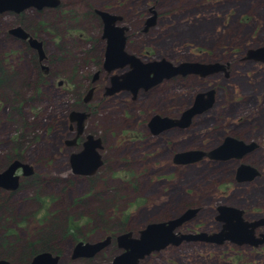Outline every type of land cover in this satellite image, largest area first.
Here are the masks:
<instances>
[{"label":"rangeland","instance_id":"374dc122","mask_svg":"<svg viewBox=\"0 0 264 264\" xmlns=\"http://www.w3.org/2000/svg\"><path fill=\"white\" fill-rule=\"evenodd\" d=\"M57 1L55 7L0 13V64L17 69L8 87H0V169L18 156L37 174L24 179L14 195L0 196V258L27 264V244L38 251L37 239L52 234L49 244L60 252L58 264H110L119 252L113 235L136 236L148 222L171 218L183 207L200 206L196 217L175 229L184 233L216 230L214 207L220 203L245 213L264 209V63L241 60L245 49L264 47V0ZM150 6L155 21L142 31ZM96 10L121 18L124 50L142 61H217L227 67L204 77H172L139 89L134 100L128 91L104 96L109 75L127 65L102 70L106 44ZM17 26L41 43L37 65L48 71L39 79L30 68L36 54L8 34ZM209 88L214 89L212 106L187 127L156 136L148 132L151 115L176 117L197 92ZM71 111L85 116L84 138L100 139L102 166L90 177L72 173L68 163L69 153L81 148L64 144L75 132ZM226 135L253 139L259 149L223 162L203 158L177 165L170 160L174 152L207 150ZM240 163L251 164L258 175L235 181ZM107 235L112 240L92 259H70L75 239L94 242ZM195 242L151 253L145 264H264L245 248L240 250L247 257L238 248Z\"/></svg>","mask_w":264,"mask_h":264},{"label":"water","instance_id":"95a60500","mask_svg":"<svg viewBox=\"0 0 264 264\" xmlns=\"http://www.w3.org/2000/svg\"><path fill=\"white\" fill-rule=\"evenodd\" d=\"M57 0H0V13L12 11L18 13L27 8L40 9L44 6H55ZM152 14L144 21L142 31L153 25L155 12L152 7L148 8ZM102 23V37L106 39L104 60L102 67L106 72L114 69H127L119 74L109 76V86L105 87L104 94H112L118 90L130 91L135 95L138 89H148L150 86L173 76L207 75L224 72L227 64L220 62H198L182 61L173 64L164 58L149 59L142 61L132 54L123 50L125 27L116 25L119 16L107 11H95ZM10 33L18 38L26 39L29 46L34 48L39 58L42 57L41 43L35 38L27 35L19 26L9 30ZM241 60H251L264 63V47H249ZM96 74V72H95ZM226 75V73H225ZM90 89L87 92L89 94ZM88 96L84 97L86 101ZM214 101V89L209 88L202 92H197L189 106L183 109L178 116L168 117L153 114L148 120V126L152 134L160 131L178 127L185 128L190 124L191 118L207 111ZM84 115L81 112L71 111L68 115L70 121H77V132H80L81 122ZM72 141L67 142L70 144ZM253 141H243L239 138L226 135L221 141L207 150L191 148L173 153L171 161L174 164H189L203 159V157L221 161L227 159H240L244 154L253 150ZM99 147V139L93 138L90 134L86 135L81 143V148L77 152H71L68 156V163L72 173L79 175H90L95 172L101 164L100 155L96 149ZM20 169V175L28 176L32 173V167L17 159L11 160L9 164L0 171V186L8 190H14L18 186V175L15 171ZM258 174L257 170L244 163L237 165L234 172L236 181H248ZM215 220L221 222V226L216 232L198 231L195 233H179L175 231L179 225L191 218L196 209L187 208L181 213L162 221L148 222L138 230L137 235H132L126 231L117 234L114 238L116 245L121 249L119 254L112 257L110 264H140L139 260L150 252L158 251L167 245H178L181 241H203L208 243L221 244L229 240L236 244L246 241V224L241 218V209L231 205H218ZM110 236H105L101 240L94 242H76L71 248V258L91 257L110 242ZM259 242H261L259 240ZM58 257L50 252L42 251L36 253L30 260V264H56ZM0 264H9L5 259H0Z\"/></svg>","mask_w":264,"mask_h":264},{"label":"flooded vegetation","instance_id":"af4514ba","mask_svg":"<svg viewBox=\"0 0 264 264\" xmlns=\"http://www.w3.org/2000/svg\"><path fill=\"white\" fill-rule=\"evenodd\" d=\"M58 4V3H57ZM56 4V5H57ZM55 5V6H56ZM55 6H44V7H55ZM44 7H41L40 9H42V8H44ZM32 8V7H31ZM28 9V8H27ZM35 9V8H34ZM40 9H37V10H40ZM24 11V10H23ZM23 11H20V12H18V13H15V12H12V11H5L6 13L7 12H12L13 14H19V13H21V12H23ZM94 14H96L97 15V13L96 12H94ZM98 16V15H97ZM118 16V15H117ZM99 17V16H98ZM100 19V18H99ZM120 19L121 18H119V20H117L116 22H115V24L116 25H118L119 24V21H120ZM154 21H155V19H154ZM100 22H101V20H100ZM101 26H102V23H101ZM120 26V25H119ZM121 26H123V27H125V29L123 30V36H124V42H125V39H126V37H125V30H126V26H124V25H121ZM12 29V28H11ZM102 29V28H101ZM10 30V29H9ZM9 30H8V34L13 38V39H15V40H18V41H20L21 43H24L27 47H28V49L33 53V54H36V59H34L35 61H33V63H30V68H31V70L33 71V72H35L36 73V77H37V79H39V74H41L40 72L41 71H43L44 73H46V71H48L47 70V67H42V66H39V65H37L38 64V62H39V60H40V58H39V55H38V53H37V51L34 49V48H32V47H30L29 46V44H28V42H27V40L26 39H23V38H18V37H16L15 35H13L12 33H10L9 32ZM27 33V32H26ZM27 35L28 36H30L28 33H27ZM30 37H32V36H30ZM32 38H34V37H32ZM101 38L102 39H105L104 37H102V33H101ZM105 44H106V39H105ZM125 44V43H124ZM105 48V47H104ZM123 50H124V45H123ZM125 51V50H124ZM104 52H105V49H104ZM104 52H103V59H102V62H101V68H102V70H104L105 71V69L102 67V65H103V60H104ZM127 53V52H126ZM128 54H131V53H128ZM133 55V54H132ZM42 58H43V55H42ZM17 69L16 70H13V69H10V68H8L7 66H4L3 64H0V87L1 88H7L8 87V83L9 82H11V81H13L14 79H15V75L17 74ZM95 72H96V74H95ZM94 72V75H93V78L95 79H97L98 78V72H99V70H96ZM106 72V71H105ZM111 72V71H110ZM110 72H107V73H110ZM119 74V73H118ZM111 75V74H110ZM109 75V76H110ZM174 77H176V76H173V78ZM93 78L91 79L92 80V82H94L95 80H93ZM170 79H172V77L171 78H168V79H162L161 81H159V82H157V83H155L154 85H152V86H150L148 89H150V88H154V87H156L157 85H160V84H162L164 81H168V80H170ZM58 84H61V81H58ZM106 86H109V77H108V85H106ZM106 86H104V91H105V87ZM141 90H143V91H147L148 89H146V90H144V89H142V88H140ZM139 90V89H138ZM137 90V91H138ZM119 91H127V90H118V91H116V92H114V93H117V92H119ZM129 93H131L130 91H128ZM114 93H112V94H104V92H103V95L104 96H108V95H113ZM135 96H136V93H135V95H132L131 94V98H132V100H134L135 99ZM29 99V98H28ZM83 99V98H82ZM35 100V98H30L29 99V101H30V103H32V101H34ZM28 101V102H29ZM82 101H84V100H82ZM22 102H24V101H22ZM152 116V115H151ZM151 116L149 117V118H151ZM178 116V115H177ZM85 117V116H84ZM83 117V118H84ZM149 118L147 119V122H146V127H147V129H148V132L152 135V136H156V135H158V134H160V133H163V132H165V131H167V130H170V129H181V128H178V127H172V128H169V129H166V130H163V131H160V132H158V133H156V134H152V132L150 131V127L148 126V120H149ZM83 120V119H82ZM75 121V120H74ZM72 126L73 125H69L68 126V129L69 130H72ZM82 126H83V122H82ZM83 135V133H82V128L80 129V132H77V121H75V132L73 133V136H72V138L70 139V140H64V144L66 145V146H74V145H80L81 146V143H82V141L84 140V136H82ZM88 135V134H87ZM91 135V134H90ZM92 137H93V135H91ZM96 138V137H95ZM69 141H72V143H70V144H66L67 142H69ZM99 141H100V139H99ZM248 141H253V142H255V147L253 148V150H251V151H249V152H247L246 154H244L243 156H242V158L245 156V155H249L250 153H252L253 151H255V149H259V144L255 141V140H253V139H249V140H246V142H248ZM258 144V145H257ZM96 151H97V153L100 155V153L98 152V150L96 149ZM71 153V152H70ZM69 153V154H70ZM175 153V152H174ZM173 155V154H172ZM172 155H171V158H172ZM171 158H170V160H171ZM14 159H17V160H21V159H19V157L18 156H16V158H12V159H8V161L5 163V165H4V167H2V169H0V171L1 170H3V168H5L8 164H9V162L11 161V160H14ZM100 160H101V155H100ZM228 160H236V159H227V160H221V161H214V160H209V161H212V162H223V161H228ZM22 161V160H21ZM172 162V161H171ZM174 164V163H173ZM190 164V163H189ZM246 164V163H245ZM31 165V164H30ZM177 165H183V164H177ZM249 165V164H248ZM102 166V160H101V164L96 168V170H95V172L94 173H92V174H90V175H84V176H86V177H90V176H93V175H95L96 173H97V171H98V169L100 168ZM250 166H252L251 164H250ZM31 167H32V165H31ZM253 167V166H252ZM256 169V168H255ZM257 170V169H256ZM258 171V170H257ZM234 172H235V169H234ZM15 174H17L18 175V186L14 189V190H8V189H6V188H4L3 186H0V196H3V195H14V193L18 190V188H19V186L23 183V180L24 179H31V178H35V176L37 175L36 174V172L34 171V168L32 167V173L30 174V175H28V176H22V175H20V169H17L16 171H15ZM258 175V174H257ZM256 175V176H257ZM233 178H234V173H233ZM254 178V177H253ZM252 178V179H253ZM251 179V180H252ZM236 181V180H235ZM248 181H250V180H248ZM218 205H227V204H223V203H220V204H218ZM218 205H215V207H214V211H215V214H214V216H213V218H214V220H215V216H216V214H217V210H216V208H217V206ZM231 206H234V205H231ZM234 207H237V206H234ZM187 208H195L196 209V211H195V213H194V215L191 217L192 219L194 218V217H196V215H197V212H198V210L200 209V206H189V207H183L182 208V210L179 212V213H181L182 211H184L185 209H187ZM237 208H239V207H237ZM239 209H241V208H239ZM248 212V211H247ZM191 218H189V219H191ZM241 218L243 219V221L245 222V224H246V231H247V236H248V238H246V241L245 242H243V243H241V244H236V243H233V242H231V241H229V240H225V241H223L221 244H215V243H211V244H213V245H221V246H228V248L231 250V248H238L239 249V251H241L242 253H243V256L244 257H247V253L245 252V251H243V250H240V249H243V248H245V250L246 251H253V255L254 256H258V257H260V258H262V260L264 261V209H262V210H260V211H257V210H251V212H248V213H245V210L244 209H241ZM188 219V220H189ZM188 220H185V221H183L180 225H179V227L182 225V224H184L186 221H188ZM216 222H217V225L219 226L216 230H213V231H207V232H216V231H218L219 230V228H220V226H221V222L220 221H218V220H215ZM195 232H198V231H193L192 233H195ZM122 233V232H121ZM179 233H184V232H180L179 231ZM188 233V232H187ZM120 234V233H119ZM2 237H3V234L1 235ZM51 236H52V234H50V236L49 235H46L44 238H47L48 239V237H49V240H48V242H50V241H52V239H51ZM108 236V235H107ZM115 236L116 235H113V237L115 238ZM112 236H111V238H110V241L112 240V238H113ZM42 238V237H41ZM40 237L37 239V241L36 242H38V243H40V246H38L39 247V250L37 251V250H35V247L33 248V247H31V244H27L28 245V250L26 251V254L28 255H26V257H28L27 258V264H30V260H31V258L36 254V253H38V252H42V251H47V250H43L42 249V245H43V242H41V241H47V239H42V240H40L41 239ZM75 238V237H74ZM73 238V239H74ZM101 240V239H100ZM259 240L261 241V242H259ZM74 241H76V242H78V239H75ZM115 241V240H114ZM192 241V240H191ZM181 241L180 243H185V244H191V243H197V242H195V241ZM44 242V244H46ZM51 243V242H50ZM110 243V242H109ZM108 243V244H109ZM180 243H179V245H180ZM202 243V242H201ZM107 244V245H108ZM210 244V243H209ZM106 245V246H107ZM115 245H116V242H115ZM105 246V247H106ZM168 246H171V247H173L174 245H167V246H165L164 248H166V247H168ZM177 246V245H176ZM116 247L119 249L118 251V253L117 254H119L120 253V248L116 245ZM164 248H162V249H164ZM162 249H160V250H162ZM160 250H158V251H160ZM101 251V250H100ZM99 251V252H100ZM158 251H153V252H150L148 255H145L142 259H140L139 260V263L140 264H145L146 263V257H149L150 256V254L151 253H156V252H158ZM235 251H237V250H235ZM47 252H49V251H47ZM52 255H56L57 257H58V259H57V262H56V264H58V261H59V257H60V252H57V251H55V252H50ZM98 253V252H97ZM96 253V254H97ZM95 256V254L93 255V256H91V257H82V256H80V257H76V258H71V250H70V252H69V257H70V259L71 260H74V259H80V260H83L84 259V261H87L88 259H92V257H94ZM115 256V255H114ZM0 259H3V258H0ZM253 259V258H252ZM6 260V259H5ZM254 260V259H253ZM143 261H144V263H143ZM251 263H253V261H251Z\"/></svg>","mask_w":264,"mask_h":264},{"label":"trees","instance_id":"16d2710c","mask_svg":"<svg viewBox=\"0 0 264 264\" xmlns=\"http://www.w3.org/2000/svg\"><path fill=\"white\" fill-rule=\"evenodd\" d=\"M245 50H246V49H245ZM4 230H5V229H4ZM4 230L2 229V231H4ZM2 231H1V232H2ZM49 236H50V235H49ZM0 237H2L1 234H0ZM48 240H49V237H48L47 241L45 242L46 244H44V242H43L42 249H43V250L50 251V252H55L56 250L51 249L52 247H51V244H49Z\"/></svg>","mask_w":264,"mask_h":264},{"label":"bare ground","instance_id":"6f19581e","mask_svg":"<svg viewBox=\"0 0 264 264\" xmlns=\"http://www.w3.org/2000/svg\"><path fill=\"white\" fill-rule=\"evenodd\" d=\"M152 9H153V7H152ZM153 11H154V10H153ZM154 12H155V11H154ZM116 16H117V15H116ZM118 25H120V24H118ZM120 26H121V25H120ZM247 49H248V48H247ZM247 49H246V50H247ZM41 50H42V47H41ZM246 50H245V51H246ZM245 51H244V53H243L242 57L244 56V54H245ZM190 122H191V121H190ZM230 136H231V135H230ZM202 150H204V149H202ZM203 158H205V157H203ZM206 159H207V158H206ZM207 160H209V159H207ZM198 161H199V160H198Z\"/></svg>","mask_w":264,"mask_h":264}]
</instances>
